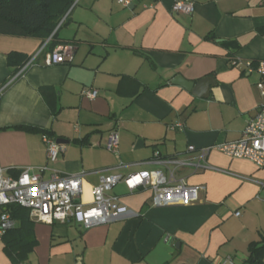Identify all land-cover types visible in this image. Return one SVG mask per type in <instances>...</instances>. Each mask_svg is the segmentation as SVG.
Segmentation results:
<instances>
[{
  "label": "crops",
  "instance_id": "1",
  "mask_svg": "<svg viewBox=\"0 0 264 264\" xmlns=\"http://www.w3.org/2000/svg\"><path fill=\"white\" fill-rule=\"evenodd\" d=\"M172 3L74 0L55 41L70 59L45 66L49 42L11 82L44 39L0 35V168L11 176L44 166L83 173L78 201L86 205L102 175L166 172L149 162L155 153L185 159L189 146L239 139L257 112L260 78L230 61L264 60V2L196 0L191 15L171 13ZM178 76L214 83L202 98L172 84ZM93 89L90 100L84 92ZM113 131L117 155L105 149ZM43 135L63 147L55 163L47 161ZM207 164L177 171L203 187L188 206L155 208L150 190L118 183L111 193L138 217L106 225L44 224L24 209L0 208L14 218L0 241V264H219L226 257L246 264L248 245L264 243V168L217 151Z\"/></svg>",
  "mask_w": 264,
  "mask_h": 264
},
{
  "label": "built area",
  "instance_id": "2",
  "mask_svg": "<svg viewBox=\"0 0 264 264\" xmlns=\"http://www.w3.org/2000/svg\"><path fill=\"white\" fill-rule=\"evenodd\" d=\"M121 6H128L132 0H116ZM264 2V0H262ZM196 0H173L170 12L174 14L191 15ZM68 13L65 15V17ZM59 22L53 34L64 22ZM52 34V35H53ZM51 35V36H52ZM48 38L38 51L10 78L11 82L30 67L36 58L43 53ZM71 51L66 46H57L52 51L44 52V65L61 64L70 59ZM232 66L242 65L244 71L255 72L260 82L256 84L260 103L253 118H250L242 131L241 137L235 141L213 144L203 148L189 146L186 153L188 158L169 157L162 159L157 153L150 163H158L167 167L166 172L159 170H140L124 176L119 173L102 175L98 184L93 187V200L89 204L78 201L81 194L83 173L62 175L47 166L32 168L23 167L16 170V175L6 173L7 169L0 168V208L18 205L29 211L33 222L53 224L79 222L85 228L106 225L113 221L138 217L133 210L121 205L116 195L111 193L118 183L125 184L129 192L150 190L151 205L155 208L188 206L199 200L202 186L188 184L185 178L178 175V169L190 167L199 170L209 168L207 157L212 151H217L231 159H244L258 168H264V60L232 59ZM4 88V86H3ZM2 90V89H1ZM97 90H85L86 98L92 100L97 96ZM47 161L55 163L63 147L53 138L43 135ZM105 149L118 154V136L116 131L109 134ZM50 171V178L44 179L43 172ZM239 216V212L235 213ZM14 221L6 212L0 213V241L3 234L13 229ZM219 264H235L232 258L221 259Z\"/></svg>",
  "mask_w": 264,
  "mask_h": 264
},
{
  "label": "trees",
  "instance_id": "3",
  "mask_svg": "<svg viewBox=\"0 0 264 264\" xmlns=\"http://www.w3.org/2000/svg\"><path fill=\"white\" fill-rule=\"evenodd\" d=\"M74 0H0V35L15 36V37H37L41 38L43 42L51 37L49 51H52L57 45V32L61 26L67 21L69 9ZM64 22L53 34V31L64 18ZM53 34V35H52ZM52 35V36H51ZM47 43V44H48ZM14 55L10 54L8 63L12 64ZM29 58H25L20 62L21 68ZM27 211V218H29V211L18 205H9L6 210H14L18 213L20 210ZM11 218H13L10 215ZM14 219V218H13ZM6 231L3 236L12 231ZM264 243L254 242L248 245V258L246 264H263Z\"/></svg>",
  "mask_w": 264,
  "mask_h": 264
},
{
  "label": "water",
  "instance_id": "4",
  "mask_svg": "<svg viewBox=\"0 0 264 264\" xmlns=\"http://www.w3.org/2000/svg\"><path fill=\"white\" fill-rule=\"evenodd\" d=\"M172 84L181 86L187 91H190L193 95L206 98L208 96L209 87L214 83L212 77H204L196 83L183 80L181 77H176L172 80Z\"/></svg>",
  "mask_w": 264,
  "mask_h": 264
}]
</instances>
